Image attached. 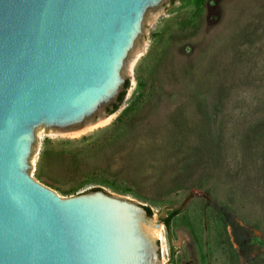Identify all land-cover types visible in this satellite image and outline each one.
<instances>
[{"label": "rangeland", "instance_id": "obj_1", "mask_svg": "<svg viewBox=\"0 0 264 264\" xmlns=\"http://www.w3.org/2000/svg\"><path fill=\"white\" fill-rule=\"evenodd\" d=\"M261 20L264 0H163L151 7L125 64L130 85L118 109L108 122L84 132L46 126L31 160L34 178L59 195L98 186L149 206L155 222L181 208L170 231L166 225L156 230L163 264H264V193L228 174L227 165L210 176L197 174L202 187L169 192L153 183L162 166L156 150L164 147L166 128L181 107L192 111L203 104L209 129L218 135L228 112L217 95L218 72L236 67L240 84L255 68L239 98L252 101L255 87L263 96L264 28L253 37L240 35L248 23ZM46 148L53 153L45 157Z\"/></svg>", "mask_w": 264, "mask_h": 264}, {"label": "water", "instance_id": "obj_2", "mask_svg": "<svg viewBox=\"0 0 264 264\" xmlns=\"http://www.w3.org/2000/svg\"><path fill=\"white\" fill-rule=\"evenodd\" d=\"M162 1L0 0V264H163L165 223L147 205L103 188L59 195L31 162L46 126L112 114Z\"/></svg>", "mask_w": 264, "mask_h": 264}, {"label": "trees", "instance_id": "obj_3", "mask_svg": "<svg viewBox=\"0 0 264 264\" xmlns=\"http://www.w3.org/2000/svg\"><path fill=\"white\" fill-rule=\"evenodd\" d=\"M263 28V20L258 25L248 23L243 27L240 35L253 37ZM262 35L261 33L259 38H262ZM254 69L251 67L246 75L245 80L248 82L251 74L255 72ZM235 74L236 67H229L223 72H218L217 95L228 112L216 137L209 129L207 108L201 103H198L192 111V108L183 106L173 117L171 126L166 128L167 138L163 143L164 147L156 150L162 160L161 172L153 182L156 186L166 187V191L169 192L175 188L202 187L200 180L195 178L197 174H200L201 177L210 176L214 170L222 169L227 165L229 167L228 174L236 175L237 178L244 181L247 187H255L257 191L264 193V94L261 96L259 87H255L252 101L248 102L243 97L239 98L246 90L247 82L242 80L240 84H237ZM232 81L234 83H231ZM129 85L130 82L127 79L118 101L108 106L109 113L118 109ZM232 99L235 101L234 105L231 104ZM237 109L240 111L238 112ZM86 137L83 136V139ZM52 153V150H48V148L43 151L45 157ZM77 156L75 153L74 157ZM77 162L79 160L76 158V168L80 165ZM138 170L139 168L135 171ZM125 173L128 176L130 171ZM133 182L130 179L127 183L133 184ZM109 183L116 190L131 191L127 184L120 187L114 182ZM94 189H100V187L96 186ZM262 202L264 205V194ZM146 208L149 215L152 216V209L149 206ZM180 211L181 208H176L163 218L168 231L171 229L172 219Z\"/></svg>", "mask_w": 264, "mask_h": 264}, {"label": "bare ground", "instance_id": "obj_4", "mask_svg": "<svg viewBox=\"0 0 264 264\" xmlns=\"http://www.w3.org/2000/svg\"><path fill=\"white\" fill-rule=\"evenodd\" d=\"M136 61H137V59L135 58L129 62V64H128L129 70L134 68ZM109 118L110 117H108L106 119L97 120L96 122H93L91 124L86 125L85 128L82 127L83 129H81V130L78 129V131H74V133L84 132V131H87L89 129L95 128L98 125H101V124L108 122ZM157 234H158V232H157ZM159 237H160V235H159Z\"/></svg>", "mask_w": 264, "mask_h": 264}]
</instances>
